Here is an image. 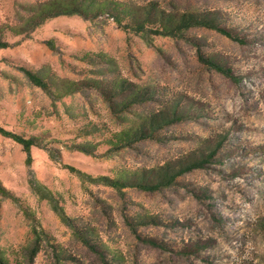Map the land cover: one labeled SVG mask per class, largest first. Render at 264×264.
Returning a JSON list of instances; mask_svg holds the SVG:
<instances>
[{
  "label": "rangeland",
  "instance_id": "rangeland-1",
  "mask_svg": "<svg viewBox=\"0 0 264 264\" xmlns=\"http://www.w3.org/2000/svg\"><path fill=\"white\" fill-rule=\"evenodd\" d=\"M0 125V264H264V0H0Z\"/></svg>",
  "mask_w": 264,
  "mask_h": 264
},
{
  "label": "trees",
  "instance_id": "trees-1",
  "mask_svg": "<svg viewBox=\"0 0 264 264\" xmlns=\"http://www.w3.org/2000/svg\"><path fill=\"white\" fill-rule=\"evenodd\" d=\"M65 5H61L60 7L62 8H67L69 4L64 3ZM212 24L210 19H207L204 15H199L196 14L194 12H184L182 14L179 15L177 21L175 22V24L170 27V28H166L164 31L161 30H155V32L157 33H162L165 32L166 34H175L176 32H180L182 29L184 28H188L192 25L195 24ZM221 31H224L225 33L229 34V31H227L225 28H220L219 26H217ZM4 45V43L2 44ZM211 64H213L215 67H217L220 70H224L223 67H221V65L215 61H209ZM23 69L25 70V72L28 74L29 78L34 81L35 83L42 85V81L40 80V77L32 72L30 69H27L25 67H23ZM228 72H230L229 69H227ZM154 119V118H153ZM152 119V120H153ZM0 133L7 135L9 137H11L12 139L16 140L17 142H19L20 144H22L24 150L27 153L28 156V160L30 159L31 156V148L35 143V139L33 137H24L18 133H15L13 131H10L8 129H5L4 127H2L0 125ZM200 165V164H199ZM174 177L173 175H165L164 178H166V181H170L172 180ZM0 190H4V187L0 184Z\"/></svg>",
  "mask_w": 264,
  "mask_h": 264
}]
</instances>
